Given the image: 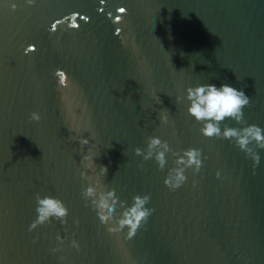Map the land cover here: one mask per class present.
<instances>
[{
    "label": "water",
    "instance_id": "95a60500",
    "mask_svg": "<svg viewBox=\"0 0 264 264\" xmlns=\"http://www.w3.org/2000/svg\"><path fill=\"white\" fill-rule=\"evenodd\" d=\"M201 84L250 98L246 124L221 130L264 129V0H0V264H264V149L254 167L234 140L203 136L185 99ZM149 137L171 149L163 169L135 154ZM188 148L202 167L171 190ZM97 182L118 198L104 225L82 196ZM38 194L67 222L29 231ZM135 195L150 197L147 222L131 239L108 232Z\"/></svg>",
    "mask_w": 264,
    "mask_h": 264
},
{
    "label": "clouds",
    "instance_id": "9594fccd",
    "mask_svg": "<svg viewBox=\"0 0 264 264\" xmlns=\"http://www.w3.org/2000/svg\"><path fill=\"white\" fill-rule=\"evenodd\" d=\"M31 4L33 0H28ZM15 9L16 5H12ZM124 9V8H123ZM56 77L59 79V86L64 88L68 85L65 81L68 79L65 77L64 72L57 70L55 72ZM177 100L180 98L177 97ZM185 99L189 102L187 112L197 121L202 123L200 132L203 136L222 137L224 139L234 140L236 146L249 156L253 163V166L259 164L260 156L254 150V148L264 149V129L252 124L243 126L240 128L229 127L225 125L221 130V123L226 119L234 120L238 124L244 125L243 110L250 105V98L242 90L229 86L228 84H222L217 87L214 84H201L195 87H188L186 89ZM31 121L39 122L41 115L38 112H32L30 115ZM160 120L162 123H168V115L161 113ZM78 143L81 146V150L85 146L89 145L90 141L87 138H80ZM162 149V150H157ZM171 151L166 141L162 142L158 137H149L147 141L146 149H135L137 156H143L144 160L154 158L160 169H163L166 165V153ZM91 148L88 149L87 155L83 156V161L86 163V168L92 169L95 163V159L91 155ZM173 155H177L173 153ZM175 167L169 170L167 177L164 180V184L171 190L179 188L186 180L184 175L186 168H192L195 172H198L202 167L201 151L197 148H188L183 151L175 160ZM101 174L106 176L108 169L106 166H99ZM81 176L86 180H91L87 172H82ZM219 177V173H217ZM82 196L85 201H91V206L97 211V216L101 225L109 223L114 220V213L118 203V198L114 195V190H100L99 182L96 186L89 185L82 191ZM150 197L148 195H135L132 197L131 206L126 207L123 202L120 203V207L123 211L118 218H115V226H110L107 231L110 233H119L123 229L127 228L126 238L131 239L135 236L137 230L143 223L147 222L148 217L151 215L153 209L145 207L149 203ZM36 212L37 218L30 225L29 231L37 228L40 225L50 223L52 218L66 223L69 210L65 206L64 202L58 198L50 195L41 197L39 194L36 196ZM78 223V221H77ZM58 239L62 238L57 237ZM74 247L79 249V244L73 240ZM55 251V249H53Z\"/></svg>",
    "mask_w": 264,
    "mask_h": 264
},
{
    "label": "snow or ice",
    "instance_id": "6c2138e0",
    "mask_svg": "<svg viewBox=\"0 0 264 264\" xmlns=\"http://www.w3.org/2000/svg\"><path fill=\"white\" fill-rule=\"evenodd\" d=\"M121 9V11H124V9L123 8H120ZM58 22V21H57ZM53 28H55V24H53Z\"/></svg>",
    "mask_w": 264,
    "mask_h": 264
}]
</instances>
